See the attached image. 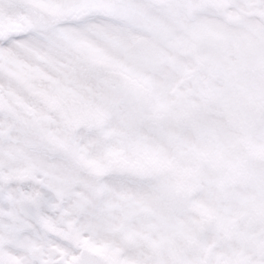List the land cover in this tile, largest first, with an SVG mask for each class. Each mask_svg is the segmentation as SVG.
<instances>
[{
	"label": "snow or ice",
	"instance_id": "obj_1",
	"mask_svg": "<svg viewBox=\"0 0 264 264\" xmlns=\"http://www.w3.org/2000/svg\"><path fill=\"white\" fill-rule=\"evenodd\" d=\"M0 264H264V0H0Z\"/></svg>",
	"mask_w": 264,
	"mask_h": 264
}]
</instances>
